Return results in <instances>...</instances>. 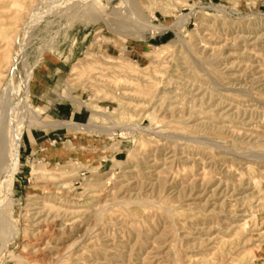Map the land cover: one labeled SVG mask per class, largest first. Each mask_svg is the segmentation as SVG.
<instances>
[{
  "label": "rangeland",
  "instance_id": "obj_1",
  "mask_svg": "<svg viewBox=\"0 0 264 264\" xmlns=\"http://www.w3.org/2000/svg\"><path fill=\"white\" fill-rule=\"evenodd\" d=\"M0 264H264V0H0Z\"/></svg>",
  "mask_w": 264,
  "mask_h": 264
},
{
  "label": "bare ground",
  "instance_id": "obj_2",
  "mask_svg": "<svg viewBox=\"0 0 264 264\" xmlns=\"http://www.w3.org/2000/svg\"><path fill=\"white\" fill-rule=\"evenodd\" d=\"M153 20V19H152ZM140 22V21H139ZM140 36L141 38L145 35V33H149V32H155V31H159V30H162L164 29V27L162 26H159L151 21H149L146 17L145 19V16H144V20L140 22ZM171 27V26H170ZM72 99H74V97H71ZM75 101L79 102L80 105L83 104L81 101L77 100V99H74ZM93 111V110H92ZM94 115H97V112L96 111H93L92 112ZM18 116V115H17ZM17 125H20L21 126H27L29 128H32V126H36V125H40V126H46V125H52V126H66L68 129L70 130H73L75 128H79L80 127V124H75V123H71V122H66V121H57V120H53V121H49V122H44V121H33L31 119H27V118H23V120L19 119L17 117ZM16 125V126H17ZM13 126V125H12ZM14 127V128H17V127ZM19 128V126H18ZM20 129V128H19ZM16 130V129H14ZM14 130L12 132V137L11 139L13 138V135H14ZM10 131V130H9ZM75 131V130H74ZM7 134V132H6ZM9 137V136H8Z\"/></svg>",
  "mask_w": 264,
  "mask_h": 264
},
{
  "label": "crops",
  "instance_id": "obj_3",
  "mask_svg": "<svg viewBox=\"0 0 264 264\" xmlns=\"http://www.w3.org/2000/svg\"><path fill=\"white\" fill-rule=\"evenodd\" d=\"M49 110L51 112H54L55 114H58L60 116H69L70 118H75L78 120H84L85 114L81 107L71 104L69 102H65L63 100H56L52 103V105L49 107ZM68 122L75 121L66 119ZM80 122V121H76ZM28 139L32 141V139L36 137L34 131L29 132Z\"/></svg>",
  "mask_w": 264,
  "mask_h": 264
}]
</instances>
